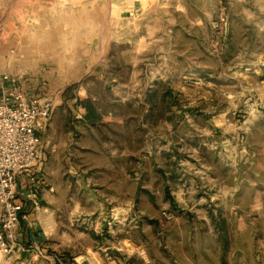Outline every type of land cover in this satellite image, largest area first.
Instances as JSON below:
<instances>
[{"label":"rangeland","instance_id":"374dc122","mask_svg":"<svg viewBox=\"0 0 264 264\" xmlns=\"http://www.w3.org/2000/svg\"><path fill=\"white\" fill-rule=\"evenodd\" d=\"M3 74L52 103L39 209L14 244L62 264L88 248L106 264H264V0H0Z\"/></svg>","mask_w":264,"mask_h":264},{"label":"built area","instance_id":"2783aa9c","mask_svg":"<svg viewBox=\"0 0 264 264\" xmlns=\"http://www.w3.org/2000/svg\"><path fill=\"white\" fill-rule=\"evenodd\" d=\"M22 80L21 75L0 76V258L13 250L14 230L24 210L39 208L37 129L52 108L46 96L26 92Z\"/></svg>","mask_w":264,"mask_h":264},{"label":"crops","instance_id":"0c3cea01","mask_svg":"<svg viewBox=\"0 0 264 264\" xmlns=\"http://www.w3.org/2000/svg\"><path fill=\"white\" fill-rule=\"evenodd\" d=\"M37 48H36L35 51L30 52L31 54H34V57H36V58L39 56V52H37V50H38ZM25 52L27 53V50ZM50 52H52V51H50ZM44 56L48 57V53L44 52L42 57H44ZM31 57H33V56L31 55ZM27 91H28V93H34L35 94V92H33L32 90H27ZM88 135L94 136V138L97 139V134L95 132H93V131L88 133ZM67 139L68 140L70 139V145H68V149H67L66 155H71L69 148H71V145H75L76 144V142H74V141H76L78 139V135H76V134H72L71 135V133H70V134H68ZM52 143H53V141H52ZM64 149L62 147H60L59 144H54L53 143L51 148H49L48 153L51 156H60L62 154V152L64 151ZM87 149H89L90 152L97 151V149L93 148L91 145L88 146ZM73 150L74 151L76 150L75 147H73ZM39 151H40V149H39ZM40 156H41V151H40ZM56 165H57L56 166V170L59 171L61 169L62 165L60 163H57ZM66 165H68L67 167H70V169L73 168V166H74L69 161H67ZM99 167H102V166H99ZM50 190H52V192L54 190V192L57 194L58 193V184L57 183L51 184ZM50 199H51L50 201L57 200L56 203H60V200H61V199H57V198L55 199L54 195H52L50 197ZM93 200L96 203H98V204H100V202L102 201V200H100V197L99 198H97V197L95 198L94 197ZM37 210H35V211H37ZM53 215H54L53 218H55V219H59L60 218L58 210L56 212H54ZM67 215H68L69 219L75 218L76 211L73 210L72 212L67 213ZM98 215H100V213H98ZM32 216L33 215L31 213H29V214H26L25 216L19 218L17 226L15 227V230H14V232H15L14 233V240L18 239L20 241L21 240L20 237H22V236L24 238H26V237L31 238V233H32L31 231L32 230L30 228L29 221L32 220ZM98 217H100V216H98ZM20 226H22V229H20ZM29 247L30 246H26L24 244L22 245V244L17 242V244H14L13 250L8 255L9 258L0 260V264H27V260L26 259L13 260V259H10V257H11V254L12 253L14 254L15 252L21 254V252H29V251L34 253V255H32V257H34V260H33V263H31V264H62L60 261H57V259L54 260L53 258H51L49 256H47V257L43 256L42 253H40V250H38L36 247H35V250H31V249H29ZM90 252H91V250L88 248L86 250V254L71 257V260H70L69 264H106L101 259L100 255H98V257H96L95 260H91L90 257H89ZM5 257H7V256H5ZM44 257L46 258L45 260L43 259ZM37 258H39V259H37Z\"/></svg>","mask_w":264,"mask_h":264}]
</instances>
